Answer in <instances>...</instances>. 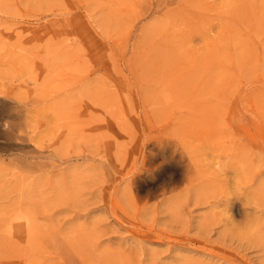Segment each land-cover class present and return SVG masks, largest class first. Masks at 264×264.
<instances>
[{
	"label": "rangeland",
	"instance_id": "1",
	"mask_svg": "<svg viewBox=\"0 0 264 264\" xmlns=\"http://www.w3.org/2000/svg\"><path fill=\"white\" fill-rule=\"evenodd\" d=\"M0 264H264V0H0Z\"/></svg>",
	"mask_w": 264,
	"mask_h": 264
},
{
	"label": "bare ground",
	"instance_id": "2",
	"mask_svg": "<svg viewBox=\"0 0 264 264\" xmlns=\"http://www.w3.org/2000/svg\"><path fill=\"white\" fill-rule=\"evenodd\" d=\"M8 99V98H7ZM10 101V100H9ZM14 103V102H13ZM255 198V197H254ZM255 227V226H254ZM28 232V231H27Z\"/></svg>",
	"mask_w": 264,
	"mask_h": 264
}]
</instances>
